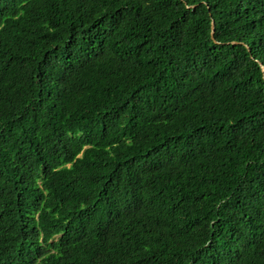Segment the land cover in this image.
Masks as SVG:
<instances>
[{"label":"trees","instance_id":"16d2710c","mask_svg":"<svg viewBox=\"0 0 264 264\" xmlns=\"http://www.w3.org/2000/svg\"><path fill=\"white\" fill-rule=\"evenodd\" d=\"M0 264H264V0H0Z\"/></svg>","mask_w":264,"mask_h":264},{"label":"water","instance_id":"95a60500","mask_svg":"<svg viewBox=\"0 0 264 264\" xmlns=\"http://www.w3.org/2000/svg\"><path fill=\"white\" fill-rule=\"evenodd\" d=\"M211 25H212V27H213V23H211ZM213 33V28H212V31H211V34ZM262 69H263V67H262Z\"/></svg>","mask_w":264,"mask_h":264}]
</instances>
